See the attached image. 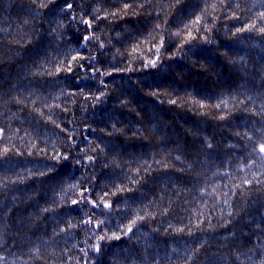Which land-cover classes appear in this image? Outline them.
Instances as JSON below:
<instances>
[{
  "label": "trees",
  "instance_id": "trees-1",
  "mask_svg": "<svg viewBox=\"0 0 264 264\" xmlns=\"http://www.w3.org/2000/svg\"><path fill=\"white\" fill-rule=\"evenodd\" d=\"M55 5L63 6L64 13L72 12L84 31L94 32L98 43L113 40L116 73L111 78L115 81L95 72L100 84L110 85L108 99L113 96L112 85L116 88L115 100L120 105L129 103L133 90L136 95L130 68L152 58L160 42L164 41L166 50L172 49L170 56L178 61L175 75L157 86L163 110L128 104L119 111L132 120L127 131L138 138L135 157L151 165L152 172L137 183L139 192L120 190V198L112 200L120 208V202L134 203L133 210L123 217L115 207V221L104 224L106 233L120 239L98 244L106 248L118 242L123 247L96 253L107 254V264H179L172 262V254H184L187 264H251L249 256L259 260L254 253L264 248V154L253 149L264 139V32L260 31L264 19L255 14L264 12V0H0V264H57L52 260L57 255L63 256L64 264H77L76 255L62 254L63 247L44 250L39 238L45 229L58 231L59 225L68 231L70 222L90 226L84 221L90 217L95 221L93 216L103 206L102 191L91 183L101 174L89 164L86 174L72 181L76 187L68 197L56 187V179L43 176L50 167L66 166L53 155L57 145L74 151L79 163L85 164L89 156L100 161L91 147L78 151L63 131L42 121L43 115L57 111L59 103L72 106L79 98L65 92L74 83L67 73L78 64L69 54L72 47L86 55L95 45L83 41V31L60 25L59 9L50 8ZM197 17L201 22L193 26ZM52 21L54 32L40 31V24ZM253 24L251 31H237ZM15 27L22 29L19 38L12 33ZM209 27L216 28L213 37L207 32ZM54 34L65 38V46L43 54L42 47L49 45ZM204 38L208 44H203ZM95 69L105 73L104 65ZM188 75L198 81L188 85L190 90L196 84V95L185 96L183 90L174 94L177 79ZM209 78L214 92L204 84ZM82 79L79 75L78 80ZM34 84L38 86L35 90ZM30 90L38 92L41 101L35 99L27 109L22 105L29 102ZM101 93L81 94V111L91 113L104 106ZM97 96L99 101L94 99ZM221 101L224 105L216 107ZM175 106L179 108L171 115ZM44 117L50 119V114ZM116 117L110 113L101 120L116 124ZM141 145L143 151H139ZM5 148L7 153H3ZM22 160L40 162L43 169H23ZM157 164L169 170L156 174ZM73 198L83 201L84 208L73 205ZM103 199L109 203V198ZM88 201H96V206ZM50 206L58 210L54 216ZM45 209L47 217L43 216ZM138 215L144 219L135 225V235H123ZM157 232L160 237L155 238ZM65 241L60 236L56 243ZM39 252L43 255L38 256Z\"/></svg>",
  "mask_w": 264,
  "mask_h": 264
},
{
  "label": "bare ground",
  "instance_id": "bare-ground-1",
  "mask_svg": "<svg viewBox=\"0 0 264 264\" xmlns=\"http://www.w3.org/2000/svg\"><path fill=\"white\" fill-rule=\"evenodd\" d=\"M55 4V3H54ZM45 8V7H44ZM48 8V6H47ZM51 10L58 8V20L59 24L63 25L65 28L73 27L75 30H81L83 31L82 36L89 35L92 37L88 41H84L87 44L95 43V45L92 47L90 53L86 55H82L77 51L76 49H73L72 52H70V56H77V57H83V59H77L73 62H77V67L71 71L70 73L68 71V76L72 74L71 78L74 83L71 82V87H66L65 92L66 93H72L77 96H79L78 99L73 100L72 106H66L63 103H59V106L56 105L57 111L46 113V115L50 114V119H45L46 115L42 116L43 123L49 126H54L56 130L63 131L65 137H67L70 144L75 147L78 151H84L86 147H91L94 152L96 153V158L99 156L100 161H94L93 159L89 161L88 159L85 160V164L83 163H77L78 159L74 155V151H70L67 146V150H62V147L60 145H57L54 148L53 155L56 159H61L64 162V165L66 166H55L50 167L48 171L44 173V177H52L56 179L58 182L56 187H59L63 191V195L65 197H68L70 193H72L73 189L76 187L75 185L72 186V181L79 180L81 178V174L84 172L86 174V171L88 170V164L89 168L95 169L100 171L101 176L103 175V172L106 171L105 177L100 176V179L96 178L95 180L92 179V185L96 187L97 189H100L102 191V194H99L100 197L109 198V204L111 205L110 208H104L102 205L97 213V216H93L94 220L93 222L99 223L100 220H103L105 224H108V226L111 225L115 221L116 216L113 215L114 211L117 209L118 214L121 216H128L131 215L130 211L133 210V204H122L121 209L118 205V202L115 203V207L112 205L113 198H120L121 193H118L117 189H122L126 193L135 194L136 192H139V189L137 187V183L140 181L141 178L147 176V172H152V166L147 167V164L142 162L140 158L137 159L135 157L134 152L136 149V146L134 144L137 142L138 138L136 137L135 133L132 130H128V128L131 129L132 123L130 120V116H124V114L120 115L119 111H122L125 109L129 104V107H133L136 104H141L143 106H147L150 108V106H155V109L158 111V108L161 110L163 107L162 102L160 99V93L157 94L156 91H158L157 86L162 85L163 83L169 82L168 80L172 78L175 75V71L178 69V61L176 58L170 56V51L165 49L164 41L160 42L159 51L156 50L157 53L153 52L151 55L152 58L148 60V58L143 59L139 61L138 65L136 67H131L129 72L130 77V84L134 86L133 89L135 90L136 95L134 93L131 94L129 97V103L120 105L122 102L117 103L115 100L116 97L114 95V90L116 89L112 85L113 90V96L111 99H108V95L110 94L109 91V83L108 84H100L99 78L94 70L96 67H100L104 65V71L105 73H110L108 75H104V77H107L111 79L112 81H115V79L111 78L113 75H115V65L114 60L112 59V54L114 52V43L113 40L108 39L103 44L98 43L97 41L99 38L94 37V32L91 29H86L84 31V27L81 26L80 22H77L72 12L64 13L66 10L61 5H55L53 7H50ZM63 9V10H62ZM60 16V17H59ZM73 18V19H72ZM63 26V27H64ZM215 27V26H214ZM209 27L207 32L211 34L213 37V34L216 33V28ZM56 28L55 23L48 22V23H42L39 25L40 31L43 30H50L54 32V29ZM207 26L203 25V30H206ZM12 33L14 37L19 38L22 34V29L20 27H15L12 29ZM199 36L202 34L197 33ZM203 44H208V39L204 38ZM69 45V44H67ZM103 45V47H101ZM65 46V38L61 37L58 34H54L50 37L49 45L43 46L42 53L43 54H50L56 49L63 48ZM93 52V54H92ZM41 53V54H42ZM158 54V55H157ZM156 61L155 67L152 66L150 63L151 61ZM81 75L83 77L82 80H78V76ZM231 75H229V78ZM190 79V80H187ZM212 79V78H211ZM205 79L204 84L208 86V90L214 92L211 86H209L208 82L211 80ZM226 79V78H224ZM179 84L177 86V90L174 91V94H180L183 90L185 96H194L196 95V91L194 89L196 84L193 85L194 88H191L188 90V85L190 81L192 83L198 82L195 80L192 75H188V77H185L184 79H177ZM36 89L37 84H34ZM38 87V86H37ZM154 89V92L152 89ZM30 92V97L28 98L29 102L22 105V107H26L27 109L31 108L33 106L35 99L41 101V99L38 98L37 93L35 91ZM89 92V94H94L95 96L98 95L101 92H104L106 104L104 106H101L98 108V110H95L91 113H86V111H81V104L84 102V99L80 96L81 94H85ZM109 92V93H108ZM37 96V97H36ZM110 96V95H109ZM33 102V104H31ZM70 102V101H69ZM175 102V101H174ZM126 103V102H125ZM128 107V106H127ZM178 106H175L174 109L170 111V114L173 115L176 113V110ZM179 108V107H178ZM71 109V110H70ZM120 109V110H119ZM147 109V108H145ZM69 110V111H68ZM155 112V111H154ZM112 113L113 116L119 117L116 124H111L109 119L101 120L102 117L105 118L108 116V114ZM120 115V116H119ZM102 116V117H101ZM116 117V118H117ZM99 119V120H98ZM150 127V126H148ZM166 132V131H165ZM168 137V136H167ZM80 140L81 142H78ZM84 149V150H83ZM143 151V145H141L140 150ZM67 157V159H64L63 157ZM53 157V158H54ZM151 157V156H150ZM26 162V163H25ZM21 161V164H23V169H30V167H37L36 172L39 170L41 172L42 165L40 166V162L32 163L29 161ZM32 163V164H31ZM77 165L75 166V164ZM120 164V165H119ZM63 165V164H62ZM69 166L75 167L76 169L72 170L69 168ZM102 171L101 172V170ZM169 170V167L162 166L160 164H157V170L156 174H161L163 172H167ZM159 176V175H158ZM162 176V175H161ZM96 183V185H94ZM96 190V189H95ZM2 194V190L0 192ZM53 193V192H52ZM107 193V195H105ZM98 195V196H99ZM112 198V199H111ZM75 198H73L74 200ZM80 207L84 208L86 205L84 202H81L80 200H77ZM62 206V205H61ZM60 205H57V207H60L59 210L64 209V205L61 207ZM49 212H51L52 216H54L58 210L54 208V206H50L48 208ZM43 216L47 217L48 212H43ZM43 217V218H45ZM131 218V217H130ZM129 218V219H130ZM53 224H57L55 220L52 221ZM99 223V227L97 225H90V226H83L75 224L74 222H70L68 226V231L63 230V226L59 225V230L57 228H53L52 230L45 229V234L41 235L42 239L41 246L44 250H48L51 247H58V248H64L62 254L67 255L70 253V255L77 257L76 261L77 264H87L90 261H96L98 263L96 264H107L109 259V256L107 254L100 255L97 254L96 251H94L92 248L88 247L89 245H95L100 242H105L107 239L103 241H97L98 236H107L111 237L112 235L110 233H106V226L105 224ZM143 223H146V221H143ZM70 225H75V227H71ZM43 232V233H44ZM74 233L73 236H67L63 234H69ZM60 236L63 238H66L67 241L62 243H56L57 239H60ZM155 238L160 237V233H156L154 235ZM108 241V240H107ZM118 242H115L113 245L109 247H101V249L106 250V252L111 251L115 247H123V245L116 244ZM122 244V243H121ZM112 248V249H111ZM81 249H84V251H81ZM111 249V250H110ZM85 252H87V256H85ZM38 254V253H37ZM20 255V254H19ZM43 255L42 252H39L38 256ZM78 255V256H77ZM100 256V257H99ZM170 258L172 262L177 261L179 264H187L186 256L185 258L180 255H171ZM66 257V256H65ZM63 259V256L60 255L56 256V259L52 257V260L55 261L57 264H64L61 260ZM137 262V261H136ZM134 262L133 264H141L139 262Z\"/></svg>",
  "mask_w": 264,
  "mask_h": 264
},
{
  "label": "snow or ice",
  "instance_id": "snow-or-ice-1",
  "mask_svg": "<svg viewBox=\"0 0 264 264\" xmlns=\"http://www.w3.org/2000/svg\"><path fill=\"white\" fill-rule=\"evenodd\" d=\"M177 3H179V0H177ZM41 6H42V7H46L45 4H41ZM72 7H73V5H72L71 3H68V4H67V9H71ZM125 7H127V5H125ZM212 7H214V5H212ZM62 10H63V9H62ZM82 22H83L84 24H86V25H89V26L91 25V22H90L89 20H84V21H82ZM200 22H201V18H200V17H197V19H196L195 21H192L191 23H192L193 26H195V25H198ZM187 27H189V25H185V28H187ZM254 27H255L254 24H253V25H248L246 29H245V28H240V29H237V31H245V30H249V31H251ZM260 31L264 32V28L260 29ZM179 34H180L179 32L175 33V35H179ZM91 38H92V37H90L89 35H85V36L83 37V40H84V41H88V40H90ZM188 38H189V39L192 38V35H191L190 32L188 33ZM101 47H103V45H101ZM157 51H159V49H157ZM78 58H79V59H83V57L73 56V57H72V60L75 61V60H77ZM150 63L152 64L153 67H155V65H156V61H155V60H154V61H151ZM69 70H70V69H69ZM94 71H96L97 73H99L101 76L110 74V73H103V72H100L99 69H95ZM102 95H104V94L101 93V96H102ZM100 98H101L100 96L94 97V99H95L96 101H99ZM249 99H251V98H249ZM223 105H224V102L221 101V104L216 105V107L219 108V107H221V106H223ZM261 112L264 113V107L261 108ZM221 118L223 119V117H221ZM237 134L239 135V133H237ZM253 150H254V151H258L259 153L264 154V139H262L261 142L257 145V147L254 148ZM7 151H8L7 148L3 149V153H7ZM63 158H64V159H67L66 156L63 157ZM88 160L91 161V160H92V157L89 156V157H88ZM77 162L79 163V161H77ZM120 190H122V189H117V191H120ZM85 191H87V189H85ZM105 195H107V193H105ZM101 201L103 202V207H104V208H110V207H111V205H110L106 200H104L103 197H101ZM81 202H83V201H81ZM88 202L91 203V204L93 205V207L96 206V201H88ZM77 203H78L77 200H73V201H72V204H73V205H76ZM0 211H2V208H0ZM45 211H47V209H45ZM143 219H144V216H140V215L136 216L135 219H132V220L126 225V230L123 232V235H129L130 233H131L132 235H135V233H136L135 225L137 224L138 221L143 220ZM84 223H85V224H92V223H93V220H92V218L90 217L88 220H85ZM70 226H71V227H75V225H70ZM97 227H99V223L97 224ZM177 231H182V229H177ZM97 239H98V240H101V241H103V240H105V239H120V236H119V235H116L115 233H113V235H112L111 237H107V236H98ZM89 247L92 248L94 251H97V252H99V251L101 250V245H100V244L89 245ZM81 251H84V249H81Z\"/></svg>",
  "mask_w": 264,
  "mask_h": 264
},
{
  "label": "clouds",
  "instance_id": "clouds-1",
  "mask_svg": "<svg viewBox=\"0 0 264 264\" xmlns=\"http://www.w3.org/2000/svg\"><path fill=\"white\" fill-rule=\"evenodd\" d=\"M255 16L260 18V19H264V12L256 13ZM99 223L103 224L104 221L100 220ZM257 247H259V245ZM254 254L259 255L260 258L257 261H253L252 257L249 256L248 259H249V261H251V264H264V248H260V251L258 253H254ZM85 256H87V252H85ZM0 260H2V257H0Z\"/></svg>",
  "mask_w": 264,
  "mask_h": 264
}]
</instances>
